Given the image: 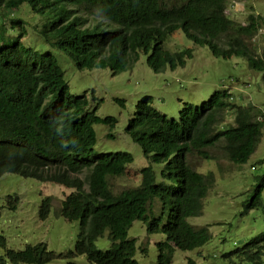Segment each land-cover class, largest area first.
<instances>
[{"label":"trees","instance_id":"1","mask_svg":"<svg viewBox=\"0 0 264 264\" xmlns=\"http://www.w3.org/2000/svg\"><path fill=\"white\" fill-rule=\"evenodd\" d=\"M25 2L33 12L50 15L36 30L50 47L72 55L79 69L107 68L115 74L129 68L139 53L154 72L183 66L192 50L164 47L165 39L180 29L215 57L243 58L261 73L264 88V49L254 54L244 41L258 32L264 18L250 11L246 22L239 23L226 14L225 0H0V9ZM96 15L101 19L94 22ZM24 32L21 18L0 21V176L13 172L71 188L60 201L59 214L77 221L78 231L73 249L59 253L43 241L6 248L0 234V264H43L76 255H84L88 264H139L135 238L127 236L134 219L144 223L146 233L164 234L155 242L152 264H169L174 248L204 244L211 236L207 226H194L187 218L201 213L214 174L196 171L186 155L216 159L213 151L219 150L232 163L245 162L264 126L261 110L235 104L228 88L214 90L198 104L183 103L177 118L159 112L150 97L139 99L124 131L141 147L147 163L139 169L137 184L114 191L109 177L123 175L133 157L124 150L96 151L94 124L111 130L116 118L98 116V103L90 106L84 94H71L56 58L24 45ZM115 101L124 106L123 100ZM227 112L232 120L222 124ZM263 188L264 174L257 175L242 213L261 204ZM50 199L40 202L41 219L49 213ZM104 231L110 243L101 250L93 242ZM222 259L226 264H264V229L222 253Z\"/></svg>","mask_w":264,"mask_h":264},{"label":"rangeland","instance_id":"2","mask_svg":"<svg viewBox=\"0 0 264 264\" xmlns=\"http://www.w3.org/2000/svg\"><path fill=\"white\" fill-rule=\"evenodd\" d=\"M225 5L226 14L239 23L246 22L250 11L264 18V0H225ZM11 17L24 21L25 32L21 38L24 45L42 52L49 51L56 58L71 94H84L90 106L98 103V116L116 118L111 130L105 124H94L96 151L106 153L124 150L133 157L123 175L109 177L114 191L137 184L139 169L147 163L141 147L124 131L139 99L150 97V104L159 112L169 118H177L183 103L198 104L214 90L228 88L235 104H253L264 114L261 73L251 70L241 57L222 59L213 56L206 45L194 44L180 29L165 39L164 47L171 51L190 48L191 57L185 59L183 66H176L172 70L165 67L160 72H154L146 64V56L139 53L129 68L112 74L107 68L79 69L72 55L50 47L36 30V26L40 27L50 19L49 14H37L25 2L15 9H0V21ZM99 19L96 15L94 22ZM13 31L19 32V28ZM244 41L254 54H260L264 49V22L253 37H245ZM115 99L123 100L124 106H120ZM231 120L232 114L227 112L222 124ZM108 133L112 136H108ZM213 152L217 155L216 159H202L195 153L186 155L187 163L196 171H212L214 174V184L202 199L201 213L187 218L194 226H207L211 236L204 244L193 249L174 248L169 264H226L222 253L243 244L264 229V188L261 204L242 213V202L251 190L255 177L264 174V126L261 127L255 149L245 162L232 163L219 150ZM155 171L158 175L157 166ZM71 190L58 183L13 172L2 174L0 234L5 238L6 248L22 249L26 244L43 241L47 249L55 253L73 249L78 222L69 221L59 214L60 201ZM46 196L51 197V206L47 217L41 219L39 205ZM158 207V202L154 201L153 212H157ZM127 236L135 238L134 258L139 264L155 262V242L163 240L164 234L146 233L144 223L134 219L127 229ZM93 243L101 250L107 248L110 243L107 231ZM142 248L146 250L144 253ZM3 252L4 249L0 247V254ZM68 261L88 264L84 255L52 258L43 264H66Z\"/></svg>","mask_w":264,"mask_h":264}]
</instances>
